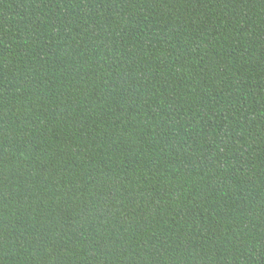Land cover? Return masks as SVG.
<instances>
[{
  "label": "trees",
  "instance_id": "1",
  "mask_svg": "<svg viewBox=\"0 0 264 264\" xmlns=\"http://www.w3.org/2000/svg\"><path fill=\"white\" fill-rule=\"evenodd\" d=\"M0 264H264V0H0Z\"/></svg>",
  "mask_w": 264,
  "mask_h": 264
}]
</instances>
